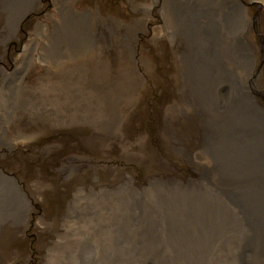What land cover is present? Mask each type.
I'll use <instances>...</instances> for the list:
<instances>
[{"label":"rangeland","instance_id":"1","mask_svg":"<svg viewBox=\"0 0 264 264\" xmlns=\"http://www.w3.org/2000/svg\"><path fill=\"white\" fill-rule=\"evenodd\" d=\"M238 1L254 47L250 95L264 106V0ZM165 2L33 0L18 15L0 6V177L29 204L20 222L0 220L1 264H264V218L259 233L244 212L264 209V163L246 159L250 147L239 158L219 147L240 127L226 118V83L202 118L193 110L174 37L182 25ZM108 23L119 69L106 81L96 32ZM235 65L236 81L248 76Z\"/></svg>","mask_w":264,"mask_h":264},{"label":"bare ground","instance_id":"2","mask_svg":"<svg viewBox=\"0 0 264 264\" xmlns=\"http://www.w3.org/2000/svg\"><path fill=\"white\" fill-rule=\"evenodd\" d=\"M32 1L33 0H1L0 1V6L3 7L4 9H8L9 5L11 6V4H14V6H16V9H15L14 12L16 13V15H18L22 11H24L27 8V6H29L31 4ZM182 2H184V3L182 4L178 0H166V2H165L166 3L165 11L169 10L168 12H173L174 15L173 16L170 15V16L175 18V19H177L179 24L181 23V25H182V26L180 25L181 27H179L178 30H176L178 32H175L174 37L176 38V37L180 36L179 39L176 40L175 44L181 50V52L179 54V59H180V65H181V68H182V73H183L182 76L184 77V80H185V83L187 84V86H189L186 96H187L188 100L190 101V104L193 107V110H195V112L198 114L199 118L200 117L202 118L203 114L204 113L206 114V111H207L205 109V107H204V102L207 99L211 98L210 92L213 91L214 88H216V87L224 86L223 84L226 83V85H225V86H227L226 89H228L230 91L229 99L228 100L226 99V101H225L226 104L229 103L228 106L226 105L227 106L226 109H229L226 118L229 120V124L230 125L232 124V126H236V124L237 125L239 124L240 127L238 129H236V130H234L233 127L229 128V129L227 128L228 130L224 133L226 136L225 135H224L225 137L222 136V138H221L222 140H221V143H219V147H220V149L223 150L222 147L225 145L224 150H226V153L228 155L234 157V158H239L240 154L245 149L250 147V152H249V150H247V152L249 154L245 153L246 155H248V156H246V159H249L253 163L254 162H256V163L257 162H260V163L263 162L264 163V106L256 103V101H255L256 99H253L251 97V95H250L251 92L254 93V91H255V89H254L255 87L253 85V82L250 79V75H251V72H252L251 66L253 65V59H254V50H253L254 47L252 48V45L250 44L249 40H247V38L245 37L246 33L248 32L247 31L248 22H247V19L244 16L243 11L241 10V8H242L241 7V2L238 1V0H203L201 2L202 3H206L204 5H200L202 3L188 2L186 0H183ZM208 3L211 4L210 10L205 9V7H206V5H208ZM208 15H209V18H208ZM206 16H207L208 19L206 18L207 20H205V21L199 19L200 17L205 18ZM186 27H188V30L185 29ZM117 31H119V30L116 29L115 26H113L112 24L108 23V24H105L104 26L103 25L99 26L98 29H97V32H96V41H98L102 45V51H103V55H104V57L102 59L104 61H102L103 64L101 66V72L104 75V79L106 81L114 79V77L117 74V71L119 69V65H118L119 54H118V50L116 48L117 45L119 47V40L117 42V37H118V32ZM174 31H175V29H174ZM185 32H186V34H185ZM187 33H188V35H187ZM184 36L188 40L185 41L182 45H180L179 41H181L180 39L184 38ZM190 36H191V39H190ZM128 38H129L128 35L123 36L122 42H127ZM191 41L193 43L192 48H191ZM199 41H201V44L198 43ZM195 42H196V44H195ZM116 51H117V55H116ZM177 52H178V50H177ZM124 55L127 56V58H129V59H128V61L122 62V65L123 66L127 65L130 69H126V70L127 71H132L133 66H132V60L131 59L133 57V51H132V47L131 46H128V48L127 47L124 48ZM181 58H183V60H181ZM232 62H234V64L236 63L235 66L239 65L240 68L242 67V68L247 69L246 71L248 73V76L242 74L241 76H239V79H237V81H236L235 76L233 74L235 70L234 71L232 70L233 73H231L230 70L228 69V64H230ZM111 66H113V70L111 69ZM229 67H231V66H229ZM232 68L233 67H231V69ZM241 71H242V69H241ZM214 123L216 125V122H214ZM208 125H210V124H208ZM215 125H213V126H215ZM220 128H222V126H220ZM237 131H245L244 134L246 133V136H243V138H241L239 136H236L235 134L239 133V132L237 133ZM219 133H217V134L219 135ZM204 134H206V133H203V135ZM231 135H234V136L230 137ZM208 137H209V135H208ZM210 137H211V135H210ZM236 137H239V138H236ZM244 137H246V138H244ZM212 138L213 137H211V139ZM213 139L215 140V138H213ZM214 140H213V142H214ZM210 142H212V141H210ZM207 143H208V140H207ZM206 146H208V145H206ZM205 149L207 150V148H205ZM220 149L218 150V153L216 154V156L218 158L221 155V150ZM213 151H215V150H213ZM228 155H227V157H228ZM228 158H230L233 161L236 160V159L231 158V157H228ZM250 161H248V162H250ZM248 165H250V164H248ZM263 166H264V164H263ZM222 167H223V165H222ZM253 168H255V167H253ZM205 172H206V170H205ZM242 172H243V170H242ZM207 173H208V171H207ZM229 173H231V172H229ZM247 173H249V172H247ZM231 177H235V176L231 175ZM241 177H243V176H241ZM212 180H213V178H212ZM2 186H4V187H2ZM245 186H247V185H245ZM236 187H238V186H236ZM253 188H254V186H253ZM261 188L263 189V187H261ZM0 189L4 190L6 192V194H4L5 197L1 198L2 201H0V220L1 219L2 220L10 219L12 222H20L23 219V217H24L23 215L27 216V213H28V210H29V204H27L28 206L25 205L26 203H28V198H27L26 194L20 188V186L18 185L17 181L14 178H12V177H9V178L8 177H0ZM173 193L174 192H172V194ZM244 193H246V192H244ZM169 195H170V193H169ZM186 195H188V194H186ZM221 195H223V194H221ZM237 195H238V193H237ZM211 197H213V196H211ZM238 197H240V196L238 195ZM174 198H176V197H174ZM253 198H255V197H253ZM177 201H178V199H177ZM206 201H208V200L206 199ZM224 202H225V200H224ZM247 202H249V201H247ZM237 203H238V201H237ZM249 203H251V202H249ZM229 205H230V203H229ZM212 207H213V205H212ZM202 208H203V206H202ZM215 208H216V206H215ZM217 208H219V207H217ZM176 209H178V208H176ZM196 209H197V207H196ZM196 209H194V210H196ZM235 209H237V208H235ZM221 210L222 209H220V211ZM230 212H232V211H230ZM244 212H247V214L249 213L248 214L249 217L254 222V227L257 224L256 230H258V232L260 233L261 230H259L260 229V225L258 223L262 224V220L260 222H258L257 218H259V217L264 218V209H255V210H253L252 208H247V209H245ZM237 213H239V212H237ZM226 214H227V212H226ZM186 215H188V214H186ZM216 215H218V214L216 213ZM196 216H194V217H196ZM209 216H211V215H209ZM209 216H206V217H209ZM234 216H235V214H234ZM182 217H181V219H182ZM187 218H188V216H187ZM224 218H225V215H224ZM226 218H227V216H226ZM189 223H187V224L190 225ZM202 226H203V224H202ZM182 227H183V225H182ZM208 228H210V227H208ZM239 228H240V225H239ZM179 229H180V231L182 230V228H179ZM198 229L199 228H197V230ZM195 230H196V228H195ZM208 231H209V229H208ZM262 232H264V231H262ZM190 234H191V232H190ZM204 234H205V232H204ZM245 234H244V236H246ZM209 235H210V233H209ZM205 236H206V234H205ZM183 238H185V237H183ZM186 238H188V236ZM196 238H197V236H196ZM186 240H188V239H186ZM258 240H259V238H258ZM193 241H195V240H193ZM193 241H191V242H193ZM251 245H252V243H251ZM261 256H263V255H261ZM0 264H1V262H0Z\"/></svg>","mask_w":264,"mask_h":264}]
</instances>
